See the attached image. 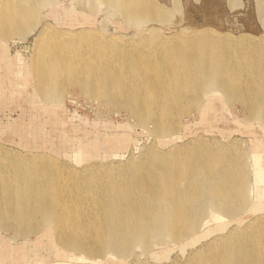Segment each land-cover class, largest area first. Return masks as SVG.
Segmentation results:
<instances>
[{
	"label": "bare ground",
	"instance_id": "1",
	"mask_svg": "<svg viewBox=\"0 0 264 264\" xmlns=\"http://www.w3.org/2000/svg\"><path fill=\"white\" fill-rule=\"evenodd\" d=\"M56 1L0 0L3 45L13 35L32 32L40 11ZM97 1L130 26L154 23L150 30L158 33L146 39L152 48L104 37V28L70 31L45 24L34 42L32 66L22 71L18 64L13 72L32 73L34 89L22 84L23 97L32 94L44 107L57 105L65 88L76 85L103 106L127 111L138 127L152 124L147 133L159 139L177 136L181 117L191 108L211 127L217 120L228 122L238 103L245 117L234 120L233 129L251 135L250 146L214 147L198 136L164 154L150 147L141 160L124 164L89 160L98 145L72 134L57 139L70 148L69 163L46 152L0 146V233L29 241L30 235L48 232L43 236L48 238L52 232L55 239L19 246L10 257L1 248L0 264L25 263L29 253L36 258L42 251L57 256L56 249L68 253L74 262L68 264H124L133 248L149 251L155 240H169L184 252L214 233L220 235L205 249L195 247L185 264H264V0H252L255 20L243 1L225 0L230 11L243 6L245 13L222 14L217 3L218 29L168 34L169 16L156 0ZM170 3L178 6L177 0ZM127 141L129 135L116 144ZM82 158L90 163L77 170L72 164H82ZM207 218L214 224L200 230ZM224 218L246 223L224 232L230 223ZM169 252L152 257L166 260Z\"/></svg>",
	"mask_w": 264,
	"mask_h": 264
},
{
	"label": "rangeland",
	"instance_id": "2",
	"mask_svg": "<svg viewBox=\"0 0 264 264\" xmlns=\"http://www.w3.org/2000/svg\"><path fill=\"white\" fill-rule=\"evenodd\" d=\"M156 1L169 16V22L165 23L168 25V30H164L165 33L187 31L188 28L194 27H214L218 29L219 25L217 23H219L221 19L217 17L221 15L220 11L222 14H224L223 11L236 15L245 13L243 6L239 8L236 7L237 9L230 11L225 0H177L178 6L176 7L171 5L170 0ZM241 1L245 2L244 0ZM217 3L219 6L216 5ZM55 4L40 11L38 24L29 34L20 38L17 35L11 36L5 41L6 43L4 44L6 46L3 45L0 39L1 147L12 149L20 153H25L26 151L46 152L54 158L69 163L71 162L69 158L72 152L69 147L63 149L61 145H58L57 139L60 138V136L69 137L72 134L74 137H79L80 141L85 142L89 139L93 140L95 144L98 145V149L93 155H90L92 157H90L89 160L97 159L104 163H110L112 161L114 164H118L117 162L124 164L129 159L141 160L150 147L164 154L165 152L175 151L177 147L198 136L201 137V139L204 138L203 140L206 143L208 142V144L214 147L217 145L233 144L242 150L245 149L246 146H250L252 136L244 130L235 131V129H233L234 120H240L245 117V110L238 103H235L234 106L230 108L229 115H227L228 122L217 120L214 126L211 127L201 123L202 117L200 113L191 108L187 114L181 117V124L177 136L169 135L159 139L153 135V133H151L152 135L147 133L150 132V129L153 130L152 124L147 125L149 127L147 130L143 129L141 126L138 127V125L135 124V119L130 116V114L128 115L127 111L126 114L123 109L114 110L109 106H103L99 99H90L88 96L82 95L80 88L78 86L76 87V85H69L65 88L62 103L57 105L51 103L50 106H45L49 108H58V110L46 109L44 105L35 98H31L32 94L23 97L21 91L24 89V85L29 92H32L34 89L31 80L32 73L25 77H23L22 74L17 76L15 75L17 71L16 66L19 64L22 71H25L24 68L27 67L28 70L30 69L35 55L34 42L38 32L42 29L41 27L45 24H47L45 26H51V29H64L70 31L83 29L100 30L104 28L105 31L100 32L102 36L107 37L113 35L120 37L123 41L131 39L132 42L135 41L142 50L152 48L151 45H146V39H150L155 33H158L155 32L156 30H150V25L152 26L154 23L151 24L148 22L142 26L128 25L119 14L114 13L110 7L97 0H79V2L72 0H57ZM220 4L222 5L220 6ZM215 6H218L220 11ZM218 11L219 13H217ZM254 14L255 12L253 10L252 15L255 20ZM165 24L161 27L162 29L165 28ZM156 27L158 28L157 25ZM145 45L146 48H144ZM16 84H20V88H18ZM55 111L57 113H55ZM62 120L66 122H62ZM73 129H75V132H73ZM128 135L130 142H125V146L116 144L117 138L120 140L121 137L124 136L127 138ZM106 138H112L113 140L108 142ZM22 140H26V142L22 143ZM25 144L29 147L24 146ZM110 155L116 156L110 157ZM89 163L90 161L85 163V160L82 158V164H72V166L79 170L83 165ZM208 219L209 218L202 221L204 225H201L200 230H204L206 227L214 224L211 219L210 222H207ZM224 220V222H230L224 232L236 226H243L246 223L237 224L236 221H230L228 218H224ZM47 233L48 232H43L37 235V237L30 235L29 241H25L21 237H15V235H12L9 231L3 230L0 233V249L3 248L1 250H4L6 257H10V252H16L19 246H28L33 241L42 240L44 243H48V240H51L54 242L55 239L52 232L49 233L48 238H44L47 237ZM218 235H220V233H214L202 239L193 247L187 246L184 252L180 251L177 244L169 240H155L152 242L149 251H144L140 247L133 248L127 257L123 258L125 260L124 264H185L192 255V251H194L195 247L205 249L211 237ZM4 243L7 244V246H5ZM168 249H170V252L166 260H155L154 257H152L153 253ZM55 251L57 252V256L51 257L47 256L44 251L40 252L39 257L36 258L29 253L25 263L20 264L74 263L69 258L68 253L62 255L57 249ZM58 258L60 260H56ZM85 263L92 264L93 262L85 261Z\"/></svg>",
	"mask_w": 264,
	"mask_h": 264
},
{
	"label": "water",
	"instance_id": "3",
	"mask_svg": "<svg viewBox=\"0 0 264 264\" xmlns=\"http://www.w3.org/2000/svg\"><path fill=\"white\" fill-rule=\"evenodd\" d=\"M245 2V4L247 5V8H248V10L251 12V14H252V11H253V7H252V1H250V0H244ZM225 13H227L226 11H225ZM224 13V14H225ZM228 14V13H227ZM253 16V15H252ZM226 18V17H225ZM253 18V17H252ZM254 19V18H253ZM244 20V19H243Z\"/></svg>",
	"mask_w": 264,
	"mask_h": 264
}]
</instances>
